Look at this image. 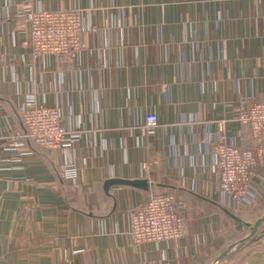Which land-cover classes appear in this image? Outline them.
I'll return each mask as SVG.
<instances>
[{
    "label": "crops",
    "instance_id": "1",
    "mask_svg": "<svg viewBox=\"0 0 264 264\" xmlns=\"http://www.w3.org/2000/svg\"><path fill=\"white\" fill-rule=\"evenodd\" d=\"M24 8L81 10L80 54L32 55ZM34 100L61 108L66 146L25 137L20 107ZM242 102H264V0H0V264H264V221L252 235L223 210L264 219V166L250 206L217 193L219 123L254 147ZM112 178L149 189L106 191ZM166 191L187 204L185 235L136 245L127 213Z\"/></svg>",
    "mask_w": 264,
    "mask_h": 264
},
{
    "label": "built area",
    "instance_id": "2",
    "mask_svg": "<svg viewBox=\"0 0 264 264\" xmlns=\"http://www.w3.org/2000/svg\"><path fill=\"white\" fill-rule=\"evenodd\" d=\"M19 24L27 25L26 45L35 57L75 58L83 50L81 41L82 12L79 9L42 10L24 8L17 15ZM25 137L43 148L60 149L67 145V128L59 106H46L25 101L20 107ZM236 119L248 125L254 140L253 149H242L228 142L225 126L219 123V134L213 146L217 165V193L220 201L234 209L254 203L251 182L259 166H264V102H242ZM158 118L148 114L143 133L156 127ZM12 147L21 148L16 142ZM147 170L148 167L144 166ZM66 180L75 182L73 163L62 166ZM186 202L175 193L151 194L141 206L127 213L128 232L136 245L166 242L182 238L186 233Z\"/></svg>",
    "mask_w": 264,
    "mask_h": 264
},
{
    "label": "water",
    "instance_id": "3",
    "mask_svg": "<svg viewBox=\"0 0 264 264\" xmlns=\"http://www.w3.org/2000/svg\"><path fill=\"white\" fill-rule=\"evenodd\" d=\"M118 185L131 186V187L138 188V189L145 190V191L149 189V183L147 179L124 180V179H119V178H112V179L106 180L104 183L106 191H108L111 187L118 186ZM223 210L227 214H229L232 218H234L236 221H238L240 227L243 224H245L246 226H249L252 229V235L256 232V229L259 227L261 222L264 221V219L258 220L257 222H255L254 225H252L250 223L243 222L237 215L232 213L230 210L226 208H223ZM241 241H243V239Z\"/></svg>",
    "mask_w": 264,
    "mask_h": 264
},
{
    "label": "rangeland",
    "instance_id": "4",
    "mask_svg": "<svg viewBox=\"0 0 264 264\" xmlns=\"http://www.w3.org/2000/svg\"><path fill=\"white\" fill-rule=\"evenodd\" d=\"M17 140H16V137H12V139H11V141L9 142V146H11V144L13 143V142H16ZM29 141H32V142H34L33 140H30L29 139ZM18 143V142H17ZM38 147H40V148H42V149H47V148H43L41 145H39V144H37L36 142H34ZM19 144V143H18ZM48 150H50V149H48ZM166 192H168V191H166ZM169 192H172V191H169ZM160 193H163V192H156L155 194H160Z\"/></svg>",
    "mask_w": 264,
    "mask_h": 264
},
{
    "label": "trees",
    "instance_id": "5",
    "mask_svg": "<svg viewBox=\"0 0 264 264\" xmlns=\"http://www.w3.org/2000/svg\"><path fill=\"white\" fill-rule=\"evenodd\" d=\"M245 125V124H244ZM246 126H248V125H246ZM249 127V126H248ZM249 131H250V135H251V139L253 140V137H252V132H251V129H250V127H249ZM254 141V140H253ZM34 146L36 145L34 142H32V141H30ZM37 146V145H36ZM242 149H253L254 147H252V148H250V147H244L243 145L242 146H240ZM160 194H167V192H165V193H160ZM227 214V213H226ZM228 216H230L229 214H227ZM231 217V216H230ZM232 218V217H231ZM232 219H234V218H232ZM235 220V219H234Z\"/></svg>",
    "mask_w": 264,
    "mask_h": 264
}]
</instances>
